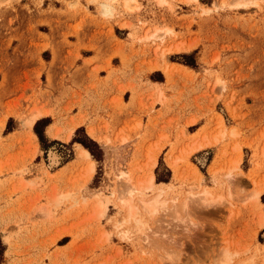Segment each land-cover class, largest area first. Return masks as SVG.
<instances>
[{
	"label": "rangeland",
	"instance_id": "rangeland-1",
	"mask_svg": "<svg viewBox=\"0 0 264 264\" xmlns=\"http://www.w3.org/2000/svg\"><path fill=\"white\" fill-rule=\"evenodd\" d=\"M127 184L188 204L127 221ZM263 195L264 0H0L1 264H264Z\"/></svg>",
	"mask_w": 264,
	"mask_h": 264
},
{
	"label": "bare ground",
	"instance_id": "bare-ground-1",
	"mask_svg": "<svg viewBox=\"0 0 264 264\" xmlns=\"http://www.w3.org/2000/svg\"><path fill=\"white\" fill-rule=\"evenodd\" d=\"M129 4V3H128ZM102 8L105 12H111L112 6L109 3L102 4ZM46 113L44 111H33L28 117L24 119V124L26 126L32 127L36 120L40 118L41 116H44ZM91 134L94 135V131L90 130ZM71 135L67 137V140L70 139ZM80 147V156L85 159H91V153L85 149L83 146ZM94 170V163L91 165V173ZM120 176H123L127 181H131V175L125 170H122L121 173H119ZM154 176H151L149 180V185L147 186V189L154 190ZM142 191V190H141ZM140 188L132 185L129 186L127 184L126 191L124 192V195L120 197V206L124 208L127 212V221H131L139 212V210L146 211L147 213L153 215L155 213H158L160 210H170L173 209V211L177 212V208L180 204H188V201L184 202L179 200L178 197H174L170 200L164 197V190L157 191L153 196L146 197L141 194ZM135 193H139L138 197L135 196ZM190 196L186 198V200L192 199V200H198L201 201V203H209L210 199L212 198L211 191L207 189H203L200 191H189ZM256 195H258V192H256ZM194 198V199H193ZM107 203L101 202L99 204V211L100 214L103 215L105 211L107 210ZM226 255L229 254V251L225 252Z\"/></svg>",
	"mask_w": 264,
	"mask_h": 264
},
{
	"label": "trees",
	"instance_id": "trees-1",
	"mask_svg": "<svg viewBox=\"0 0 264 264\" xmlns=\"http://www.w3.org/2000/svg\"><path fill=\"white\" fill-rule=\"evenodd\" d=\"M197 51H193L192 53L190 54H181L180 56L182 58H184V63L186 65H189L193 68H195L197 66L196 64V59H195V54H196ZM11 121V120H10ZM51 122V118L49 117H45V118H42L40 120H38L36 122V124L34 125V132L37 134L38 138H39V141L42 145V147H44V149H48L54 142H56L57 140H53V141H50L49 144H46L47 142V137H46V134H45V127L46 125H48L49 123ZM10 123L8 124L7 126V131H10ZM84 132L85 133V129L84 127H79L72 140H71V144H74L75 142L77 143H80L82 144L84 147H86L92 154V156H94L95 158H97L98 160H100V158L98 157V153L100 152L101 150V147L100 145L98 144V142H96L94 139H92L90 136H88L86 133L83 135V136H80V133L81 132ZM168 180V179H167ZM157 181L160 182V181H163V179H161L159 176H157ZM263 198H264V195H263ZM67 240V237H65L62 241H66ZM1 259H0V264H1Z\"/></svg>",
	"mask_w": 264,
	"mask_h": 264
},
{
	"label": "crops",
	"instance_id": "crops-1",
	"mask_svg": "<svg viewBox=\"0 0 264 264\" xmlns=\"http://www.w3.org/2000/svg\"><path fill=\"white\" fill-rule=\"evenodd\" d=\"M91 5L92 4H90L89 6L91 7ZM102 45H104L105 46V43H102ZM175 64H177V65H179V66H182V67H185L186 69H188V70H191V68H189L188 66H186V65H184V64H182V63H179V62H175ZM161 84H164V83H161ZM77 114V112H75L74 113V115H76ZM40 119H42V118H40ZM39 119V120H40ZM8 120V119H7ZM7 122V121H6ZM90 121H88V120H86V121H84L83 123H82V126H80V127H84L85 128V130H86V132H87V127H88V125L90 124L89 123ZM54 122L53 121H51L48 125H46V127H45V133H46V135H47V137L50 139V140H56L55 138H53V137H51L49 134H48V128H49V126L51 125V124H53ZM194 125V123H192V124H188L187 126H186V128H187V131L188 132H190V128L192 127ZM18 131H20V129H17V130H14L13 132H11V133H16V132H18ZM11 133H9V134H11ZM191 133V132H190ZM39 142V141H38ZM76 144V143H75ZM80 144V143H79ZM82 145V144H81ZM215 145H213V146H209V147H207V148H205V149H208V148H211V147H214ZM244 148V147H243ZM39 149H40V143H39ZM168 150H169V145H168V147H166V151L164 152V154H166L167 152H168ZM75 153H76V151H75ZM39 155V154H38ZM166 158H165V156H164V160H165ZM213 162V161H212ZM157 165H158V163H157ZM157 165L154 167V169L157 167ZM212 165V164H211ZM155 176H156V174H155ZM244 181L245 182H247V183H250L251 184V182L250 181H248V180H246V179H244ZM59 246H63V245H59Z\"/></svg>",
	"mask_w": 264,
	"mask_h": 264
}]
</instances>
